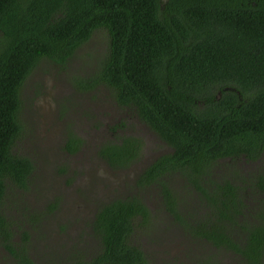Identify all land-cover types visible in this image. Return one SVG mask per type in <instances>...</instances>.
Masks as SVG:
<instances>
[{"label":"trees","instance_id":"1","mask_svg":"<svg viewBox=\"0 0 264 264\" xmlns=\"http://www.w3.org/2000/svg\"><path fill=\"white\" fill-rule=\"evenodd\" d=\"M95 34L104 37L103 53L74 85L113 89L162 130L174 152L143 169L129 193L96 208L91 256L61 264H156L132 241L138 230L157 243L179 232L198 246L193 264H264V161L257 158L264 151V0H0V239L16 263L39 264L7 243L1 211L8 186L27 190L33 169L12 150L23 132L21 85L38 62L64 66ZM66 134L64 149L72 152L75 134ZM128 150L126 141L110 142L99 154L116 168L130 159ZM231 154L254 160L253 168L222 172L221 158ZM177 164L194 169L180 174L181 191L167 170ZM150 188L159 189L160 215L142 198Z\"/></svg>","mask_w":264,"mask_h":264},{"label":"rangeland","instance_id":"2","mask_svg":"<svg viewBox=\"0 0 264 264\" xmlns=\"http://www.w3.org/2000/svg\"><path fill=\"white\" fill-rule=\"evenodd\" d=\"M104 43V37L95 34L75 49L64 66H55L48 60L38 62L20 89L23 132L12 150L16 155L27 156L32 161L33 169L28 176L27 190L18 189L12 183L8 186L1 211L8 220L10 236L7 243L16 250H26L28 256L39 264L69 263L80 256L87 258L93 254L96 245L89 233L91 210L88 207L92 203H98V193L92 196L91 191L86 188L90 183L100 184L104 180L96 181L95 174H89L87 184L82 183V180L87 178L90 171L86 164H94L97 166L95 169H99L102 168L101 161L85 157L67 159L61 137L67 133V129L75 135L80 134L84 118L78 113L80 106L76 104L81 100L83 107L89 102L85 96L74 93L73 97H69L66 109L69 114L65 115L66 111L62 113L61 103L58 101L67 92L63 90V86L69 75L73 82L80 74L94 70L98 61L97 54L101 51L103 53ZM56 87L58 92L54 93ZM100 93L107 96L103 89ZM104 104L110 107L108 101L105 100ZM41 108L47 113L44 114V119L40 114ZM53 135L61 142L56 141ZM133 176L130 175L131 181ZM112 187L106 190L108 198L111 193L112 196H122L132 189L125 183L120 184L118 189L116 184ZM158 190H144L142 198L153 213L160 215L155 211ZM178 190L181 191L180 186ZM171 232L172 230L168 231V234L171 235ZM151 233L149 231L145 234L138 230L132 236V241L144 247L148 259H153L156 264H193L199 260L197 244L185 241V236L179 232L168 236L166 241L162 239L160 243L153 240ZM3 244L0 239V264H17ZM204 250L202 257H207ZM221 257L222 255L219 256ZM223 261L224 264L232 263L231 260L227 261L229 263L225 259ZM217 263L218 260L215 261Z\"/></svg>","mask_w":264,"mask_h":264},{"label":"flooded vegetation","instance_id":"3","mask_svg":"<svg viewBox=\"0 0 264 264\" xmlns=\"http://www.w3.org/2000/svg\"><path fill=\"white\" fill-rule=\"evenodd\" d=\"M89 73L90 72L80 75L86 77ZM26 79L27 77L25 80ZM25 80L23 81L22 85L24 84ZM174 81L176 82L177 80L174 78ZM74 83L72 82V79L69 75L67 82L63 86V90H67V92H65V96L61 98L60 101H58V103H61L62 113L66 111L69 97H73L74 93H77L80 96H85L87 98L86 101L89 103L82 107V101L79 100L81 102H77L76 106H80L78 113L84 118V121L82 119L83 123L81 124L80 134L72 135V137H74L77 141L74 151L69 152L66 149H63V151L67 159L85 157L86 159L97 158L101 161L102 168L99 169H95L97 166H94V164L87 163L86 168H90V171L86 176L87 178L84 179L85 181L82 180V183L87 184L89 174H95L96 181L104 180V182H100V184L96 182L90 183L86 188L91 191L92 196H96V193H98V203H92L91 207H88L91 210L90 219L88 220V225L91 228V220L96 208L100 206L102 202H108L115 197L112 196L113 193H111L109 195L111 198H108L106 191L108 188L114 186L115 184L116 189H118L119 185L122 183H125L126 185L129 184L130 186L135 184L139 174L143 171V169L152 164L157 158L162 156L166 157L168 153L174 152V146L169 143L164 136H162V130L160 128L153 126L148 121V119H141L136 113L135 106L129 103H122L119 100L120 98L118 94L113 91V89H110V87L98 86L93 90H91L92 88L81 89L82 86L77 87L74 85ZM225 88L227 89V87ZM101 89L105 91L107 96L104 94L101 95ZM57 92L58 88L56 87L54 93ZM101 96H103L104 99L108 101L110 107L104 104L105 100H103ZM221 96V91H217L216 94H214L215 99H219ZM73 101L74 99L71 100L72 103ZM40 114L44 119V114L47 113L43 108H41ZM68 114L69 113L66 111L65 115ZM46 120H48V118H46ZM53 137L56 141L61 142L55 137V135H53ZM61 137L63 138L62 141L64 147L66 140H68L69 137L66 133ZM123 141H126L129 144L128 151L130 152H128V156L130 159H128L124 165L112 168L107 163V161L101 158L99 154L101 145H106L110 142L114 145H122ZM263 157L264 151H262L257 158L263 159L264 161ZM223 160H226V163L224 166L223 164L221 166V168H223L222 172L227 171L228 168L230 170L233 168H238V170H240L239 172H245L247 168L252 169V166L255 163L254 160L248 161L243 157V155L235 156L231 154L221 158V162H224ZM70 161L69 163L71 164ZM168 163L170 167H173L170 162ZM188 166L189 165L185 166L184 169V167L177 164L174 165V170H171L170 168L167 169L172 174V183L174 186L179 188V186L181 187V185H183V179L180 174L184 170L187 172L194 171L192 165L190 167ZM213 170L218 171V169H216V165L214 166ZM130 175H134L132 181ZM107 181H110L111 185ZM78 184H80V181ZM113 192L115 193L114 189Z\"/></svg>","mask_w":264,"mask_h":264}]
</instances>
